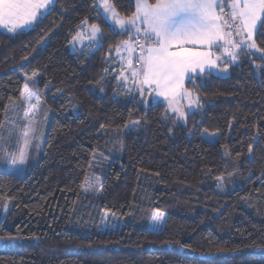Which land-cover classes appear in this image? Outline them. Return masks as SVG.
Returning <instances> with one entry per match:
<instances>
[{
	"label": "trees",
	"instance_id": "obj_1",
	"mask_svg": "<svg viewBox=\"0 0 264 264\" xmlns=\"http://www.w3.org/2000/svg\"><path fill=\"white\" fill-rule=\"evenodd\" d=\"M97 2L56 0L33 28H0V124L12 100L21 121L30 77L53 111L44 150L31 154L26 174L0 170V264H264L260 53L241 56L227 75L198 78L195 87L187 81L202 108L174 122L165 102L117 80L116 48L128 37L108 32ZM113 2L122 16L135 11V0ZM85 20L101 27L103 46L74 52ZM256 39L264 48V36ZM204 129L220 139L205 140ZM21 130L11 131L15 149ZM0 131L8 139L6 126ZM85 177L98 178L103 191L83 192ZM155 211L166 214L156 231Z\"/></svg>",
	"mask_w": 264,
	"mask_h": 264
},
{
	"label": "snow or ice",
	"instance_id": "obj_2",
	"mask_svg": "<svg viewBox=\"0 0 264 264\" xmlns=\"http://www.w3.org/2000/svg\"><path fill=\"white\" fill-rule=\"evenodd\" d=\"M55 3L56 0H0V28L12 34L31 29L51 14ZM95 7L98 11L102 9L108 32L128 37L116 48L118 54L121 50L128 54L126 60L121 57L124 68L117 80L131 82L129 93L134 88L141 97L147 92L154 101L162 98L167 112L174 114V122H187L190 113L202 108L199 95L185 87L186 80L195 87L198 78L211 76L215 69L226 73L229 65L241 56L260 53L258 59L264 62V48L258 46L256 39L264 36V0H135V11L128 16L120 14L113 0H98ZM83 34L77 32L73 40L79 41ZM87 35L93 45L103 46L104 32L98 24H91ZM36 75L33 73V77ZM29 79L32 85L25 82L20 97L34 111L41 100L36 81ZM139 123L132 121L133 126ZM3 129L5 125L0 124V130ZM12 135L9 130L5 139L0 131V164L6 166L9 175L18 174L28 164V150L37 138L36 129L27 127L17 151L10 146ZM209 135L215 137L216 133ZM217 179L223 181L222 176ZM81 189L96 195L103 191V183L98 178L90 182L85 177ZM3 210L8 211L7 203ZM151 220L159 225L164 214L155 211ZM4 239L0 236V241Z\"/></svg>",
	"mask_w": 264,
	"mask_h": 264
},
{
	"label": "rangeland",
	"instance_id": "obj_3",
	"mask_svg": "<svg viewBox=\"0 0 264 264\" xmlns=\"http://www.w3.org/2000/svg\"><path fill=\"white\" fill-rule=\"evenodd\" d=\"M100 12L103 15L102 9L100 10ZM90 25L91 24L87 23V25L83 24L80 27L78 32H83L84 34L82 35V37H81V39L79 41H75L72 38V40L70 42V48H71L72 51L76 52V51H81V50H87V51L90 52V51H93V50H95L97 48L88 39L87 33L89 32V26ZM116 54H117V61L120 64L119 72H121L123 70V68H124V64H123V62L121 60V57H124L125 60H126L128 54L126 52H124L123 50H121V52L119 54L118 53H116ZM213 72L216 73V74H221V75H227L228 74V71L226 73H224V72H219L218 69H215ZM125 74H127V73H125ZM119 75H120V73H119ZM121 81L123 82L122 79H121ZM186 83H187V80L185 81V87H186ZM126 85H129V86L131 85L132 86L131 82H129ZM151 98H152L151 96H148L147 100H149ZM40 100H41V98H40ZM12 101H11V104L9 106V109H10V111L12 109L13 113L11 115H8V117L6 119L5 126L7 128V131H9V130L12 131L13 129L17 130L19 127L22 128L21 134L19 135L20 136L19 140L16 142L17 151H18L19 146H22V144H23V136H22L23 131L27 127L31 126V127H34L36 129L37 138L33 139L32 146L28 150L29 151V157L35 151H36V155L40 154V152H42L44 150V146H45V143L47 141L49 129H50V126L52 124V120H53V111H52V109L49 108V107H45L43 102H42V100H41V103L37 106L36 110H34V111L29 109L27 103H24L25 107H24V111H23V117L21 118V121L18 123V120H16L17 119L16 106L14 105L16 103L12 102ZM155 101H163V100H162V98H157ZM200 109L195 111V112L200 111ZM10 111H9V113H10ZM25 113H28V116H26ZM15 117H16V119H15ZM205 130L206 129H204L202 131V137L205 140H207V141H209L211 143H215V142H217L220 139V132H217V131L211 132V131H208V130L205 131ZM209 133H216V136L212 137V136L209 135ZM37 145H38V147H37ZM5 167L6 166L4 164H0V170L5 171ZM26 172H27V165L24 166L22 169H20L18 174H13V175L24 176L26 174ZM7 204L9 206V202H7ZM6 213L7 212H4V210H3V216ZM163 214H164V220H165L166 214L165 213H163ZM163 223H164V221L161 224H159V225H154V223L152 221V225H151L150 229L155 230V231L156 230H160L162 228V226H163Z\"/></svg>",
	"mask_w": 264,
	"mask_h": 264
},
{
	"label": "crops",
	"instance_id": "obj_4",
	"mask_svg": "<svg viewBox=\"0 0 264 264\" xmlns=\"http://www.w3.org/2000/svg\"><path fill=\"white\" fill-rule=\"evenodd\" d=\"M116 53H117V51H116ZM116 53H115V57H116V60H117V54H116ZM225 59H227V58L225 57ZM234 64H235V63H234ZM231 65H232V64H230L229 67H228V73H229V70H230ZM213 71H214V70H213ZM119 73H120V72H119ZM213 73H214V72H213ZM122 83L124 84V87H125V89H126L127 91H128V88H132L131 85L129 86V85H126L124 82H122ZM132 91H135V89L133 88ZM148 96H149V95H148V93L146 92L145 95H144V97L148 99ZM151 99H152V98H151Z\"/></svg>",
	"mask_w": 264,
	"mask_h": 264
}]
</instances>
